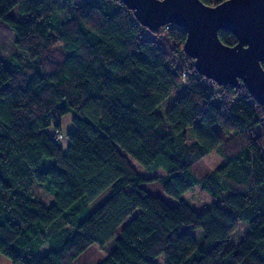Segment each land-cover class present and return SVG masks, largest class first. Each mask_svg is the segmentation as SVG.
<instances>
[{
    "label": "trees",
    "instance_id": "obj_1",
    "mask_svg": "<svg viewBox=\"0 0 264 264\" xmlns=\"http://www.w3.org/2000/svg\"><path fill=\"white\" fill-rule=\"evenodd\" d=\"M15 5L29 17L10 16ZM6 29L16 49L0 52V254L73 264L114 238L96 264H264V104L242 83L198 72L181 27L151 30L122 0H0ZM218 36L236 42L229 30ZM67 113L63 145L53 130ZM214 149L224 161L196 176L192 165ZM132 160L165 172L143 176ZM148 179L174 197L199 184L213 201L171 205L142 186Z\"/></svg>",
    "mask_w": 264,
    "mask_h": 264
},
{
    "label": "water",
    "instance_id": "obj_2",
    "mask_svg": "<svg viewBox=\"0 0 264 264\" xmlns=\"http://www.w3.org/2000/svg\"><path fill=\"white\" fill-rule=\"evenodd\" d=\"M138 22L151 30L171 23L186 32L184 53L195 68L217 84L242 83L264 104V0H122ZM219 29L236 38L222 42Z\"/></svg>",
    "mask_w": 264,
    "mask_h": 264
},
{
    "label": "rangeland",
    "instance_id": "obj_3",
    "mask_svg": "<svg viewBox=\"0 0 264 264\" xmlns=\"http://www.w3.org/2000/svg\"><path fill=\"white\" fill-rule=\"evenodd\" d=\"M9 15L15 19H26L29 17L28 13H24L19 11L17 5L13 6L9 10ZM3 36L0 38V52L6 55V51L10 49H16L13 45V41L15 38V34L12 30L6 29L1 32ZM0 35V36H1ZM181 93V89L174 90L165 102H163L157 110L160 112H164L171 103H173L174 99L178 97ZM71 115L65 114L61 119V131L62 133L71 129L72 124L70 121ZM216 131L224 135L221 128L215 124ZM51 129V128H50ZM67 142V138L63 135L60 139V143L65 145ZM224 161V157L217 152L216 149L212 150L208 154L202 156L199 160H197L192 165V170L196 176L202 177L206 173H208L213 167L219 165ZM132 164L134 165L136 171L143 175V176H153L164 174V169L162 167H158L155 169H147L141 167L136 161L132 160ZM142 186L146 188L150 193L154 195L160 196L166 202L171 205H176L179 203L180 200L185 201L186 203L190 204L196 211H201L205 207H207L212 201L213 197L205 190L201 189L199 184L194 185L191 189L183 193L180 197H174L168 193H166L161 185V182L158 179H148L142 182ZM32 191L37 195V197L44 203L49 204L52 201V196L47 193L44 187L34 182L31 187ZM110 189L107 188L102 191L99 195L93 198L91 201L88 202L87 211H92L95 207H97L109 194ZM135 213V212H134ZM130 215L123 223H126L131 217ZM120 226L116 229V234L119 233ZM115 245L114 238H112L108 243L104 245H99L96 242L89 244L82 252H80L72 261L73 264H96L101 261L108 253L113 249ZM48 249V244L45 243L41 245L39 251L44 253ZM0 264H13L10 259L6 256L0 254Z\"/></svg>",
    "mask_w": 264,
    "mask_h": 264
},
{
    "label": "built area",
    "instance_id": "obj_4",
    "mask_svg": "<svg viewBox=\"0 0 264 264\" xmlns=\"http://www.w3.org/2000/svg\"><path fill=\"white\" fill-rule=\"evenodd\" d=\"M169 24V23H168ZM168 24H165L164 26L167 27ZM53 134L58 138L59 140L63 137V133L60 129H54Z\"/></svg>",
    "mask_w": 264,
    "mask_h": 264
}]
</instances>
